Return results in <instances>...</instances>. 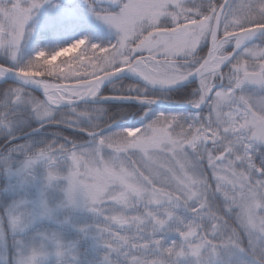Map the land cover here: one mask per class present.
<instances>
[{
	"label": "rangeland",
	"instance_id": "1",
	"mask_svg": "<svg viewBox=\"0 0 264 264\" xmlns=\"http://www.w3.org/2000/svg\"><path fill=\"white\" fill-rule=\"evenodd\" d=\"M221 1L0 0V60L63 82L137 56L179 62L207 48ZM259 23L264 0H230L219 35ZM188 88L198 110H161L160 91L134 84L148 106L129 124L125 107L104 120L103 104L68 106V122L106 130L70 148L0 153V264H264V144L251 138L264 120V36ZM1 102L2 136L59 115L20 85Z\"/></svg>",
	"mask_w": 264,
	"mask_h": 264
},
{
	"label": "water",
	"instance_id": "2",
	"mask_svg": "<svg viewBox=\"0 0 264 264\" xmlns=\"http://www.w3.org/2000/svg\"><path fill=\"white\" fill-rule=\"evenodd\" d=\"M70 2L71 0H66ZM96 3H104L113 5L117 3L118 0H93ZM229 0H223L220 5L213 23V36L216 33L220 18ZM264 32V24H257L249 26L247 28L241 29L235 32L233 35L236 36V42L234 50L225 57L222 65L228 63L235 53L242 47L244 41H248L258 34ZM210 53L204 58V60L193 70L175 76L172 80L162 79L151 67L145 65L144 67H139L135 65L138 59H134L131 64L117 68L115 70L106 71L96 77L90 79H84L77 82H49L44 79H38L31 74L16 70L9 66L0 63V81L3 80H15L25 83L26 85L37 90L44 99L52 106H63L72 105L80 102H92L101 93L103 87L110 83L111 81L120 78L122 76H131L133 79L151 87L154 89H171L182 86L195 80L201 74L218 69L220 66L211 67L209 65ZM142 63H146L141 60ZM148 62H155L154 59H150ZM246 80L249 83H254L257 77L254 74H248ZM79 92V93H75ZM76 94L75 97L72 95ZM251 137L257 141H264V121L258 120L255 123L254 130L251 133ZM224 154H221V158Z\"/></svg>",
	"mask_w": 264,
	"mask_h": 264
},
{
	"label": "trees",
	"instance_id": "3",
	"mask_svg": "<svg viewBox=\"0 0 264 264\" xmlns=\"http://www.w3.org/2000/svg\"><path fill=\"white\" fill-rule=\"evenodd\" d=\"M138 84L128 78H121L117 81H114L113 83L107 85L104 88V94L108 95H125V94H131V91H128L131 85ZM15 85H18L17 83L13 81H5L3 83H0V102L3 101V97L7 95V92H9ZM141 86V84H138ZM142 87H145L142 85ZM149 89V88H148ZM153 96H156L157 90H151ZM34 92V91H33ZM36 93V92H34ZM157 97V96H156ZM2 103V102H1ZM103 104L106 107L105 113L103 112L102 118L105 120V118L110 119V111L116 109V111L126 108L125 120L123 123L129 124V120L135 117L137 112L142 111L141 109L148 106L147 103H144L142 101L137 100H127V99H109L100 103H81L76 106H83L86 107L87 105H94V106H100ZM0 110H3V107H1L0 104ZM2 112V111H1ZM0 112V113H1ZM58 116L48 120L44 121L42 123H30L27 126H24L23 124L18 125V133L13 134L12 136H2L0 134V153L5 154L9 152L10 150H20L21 147H24L26 149H30V151L35 150L38 148L43 149L46 148V144L48 146L50 145H57L60 147H66L70 148L72 146H76L78 143H84L85 141L89 140L90 138L96 136L97 134H100V132H103L106 130L104 127H98L99 130L94 133L90 132L91 128L88 124L85 122L83 124L79 121L77 123L74 122H68L65 120L63 116L68 115L70 112H68V107H61L58 108ZM123 113V112H122ZM71 114V113H70ZM73 114V113H72ZM23 116L21 113L16 114V118ZM128 116H134L130 117L129 120L127 119ZM20 120V119H17ZM102 120V119H101ZM121 120V119H120ZM74 123V125H72ZM116 127V125H115ZM39 142V143H37ZM17 148V149H16ZM20 154V152H19ZM12 264V262L10 263Z\"/></svg>",
	"mask_w": 264,
	"mask_h": 264
},
{
	"label": "flooded vegetation",
	"instance_id": "4",
	"mask_svg": "<svg viewBox=\"0 0 264 264\" xmlns=\"http://www.w3.org/2000/svg\"><path fill=\"white\" fill-rule=\"evenodd\" d=\"M221 21H222V19H221ZM220 26H221V22L219 24V29L217 31L215 40L213 41L212 38H211V27H212V23H211V27H210V30H209V33H208V46L200 54L194 53V54H192V56H190L189 59H181V58H179L180 59L179 62L176 61L175 59H170V58H162V59H160V61L157 64L158 71L162 73V74H160V77L162 79H165V81H166V79L171 80L173 77L177 76V73L186 72L188 70L196 68L209 53H210L209 65L211 67L220 66L221 65L220 63L222 62L224 56H222V55L218 56V52L220 50L221 45L228 40V39L223 38V37L225 35L231 33V32H229L227 34L219 35ZM167 31H165V32H167ZM229 39H232L231 50H230V51H232L233 44H234V39L233 38H229ZM137 57H143V56H137ZM193 57H195L196 60L198 59V61L192 60L191 58H193ZM182 63L190 64L191 68L188 69V70H183V69L179 68L178 64H182ZM224 67L225 66H222L221 68H224ZM211 72H214V71H208V72L198 76L192 83H189L187 85L181 86L179 88L170 89V90H160L161 96L158 97L159 108L161 110H172V109L177 110V109H185V108H187L185 106H181L180 104H178V103L187 102V99H185V96H186L185 93H184L185 90L190 89V88H188V86L189 87H193L197 82H199L202 79H204V77L207 78V75L209 73H211ZM256 75H257V78L259 80L258 74H256ZM223 83H224V80H223V78H221V80L218 83H216L215 85L210 84V85L207 86V88L205 89V95H206L205 103H207L208 100H209L208 103H210V99L212 100V97H213L215 91H217L218 88L223 86ZM170 102H173V103H170ZM200 103L202 104V101ZM199 108L200 107L197 105L196 109L198 110Z\"/></svg>",
	"mask_w": 264,
	"mask_h": 264
}]
</instances>
